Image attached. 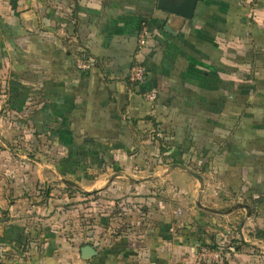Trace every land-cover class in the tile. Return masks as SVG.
I'll return each instance as SVG.
<instances>
[{"label":"crops","instance_id":"1","mask_svg":"<svg viewBox=\"0 0 264 264\" xmlns=\"http://www.w3.org/2000/svg\"><path fill=\"white\" fill-rule=\"evenodd\" d=\"M159 1L0 0V254L7 256L5 264H193L212 223L203 211L190 217L189 202L191 195L208 191L202 182L207 172L214 170L234 197L264 192V175L255 170L264 158V131H255L264 129V0H197L192 18L161 8ZM143 25L150 38L140 48ZM81 52L94 59L91 70L79 69ZM135 59L148 70L144 88L165 94L166 101L152 109L136 97L142 87L127 81ZM150 113L159 121L158 135L163 130L170 138L169 159L208 157L201 184L186 172L176 179L180 169L167 165H158L150 176L154 144L148 138L141 149L132 147L133 153L115 147L113 163L84 182L63 177L55 165L38 173V165L52 157L30 156L31 136L39 149L70 140L58 130L36 134L32 126L86 127L114 145L126 139L131 124L139 133L149 130L142 117ZM133 116L142 120L131 121ZM223 131L228 135L221 145L208 140ZM198 132L208 137L199 139ZM216 162L235 168L223 172L230 180L220 176ZM75 170L69 169L70 175ZM169 182L183 186L185 194L174 195ZM59 188L60 200H80L76 210L82 204L91 210L103 194L107 199L98 197L97 205L105 204L109 213L93 220L87 233L66 234L56 229L52 216L43 215ZM115 209L125 210L116 225L109 221ZM254 217L264 225L263 218ZM86 244L97 255L83 258ZM250 252L238 250L234 256L255 264Z\"/></svg>","mask_w":264,"mask_h":264},{"label":"rangeland","instance_id":"2","mask_svg":"<svg viewBox=\"0 0 264 264\" xmlns=\"http://www.w3.org/2000/svg\"><path fill=\"white\" fill-rule=\"evenodd\" d=\"M31 128L33 132L34 129L36 130L35 131L36 134L40 133L37 131L38 129L41 128H35L33 126ZM148 132L151 133L148 140L150 143L154 144L153 152L149 154V156L150 157L152 156V158L150 159V161H148V163H150L148 169L149 170L148 173H151L150 176L153 175L152 173H155V171H157L158 165H162V166L167 165L180 169L177 170L178 172L176 173L175 176L176 179L178 178V175L180 174L182 175L183 173L186 172L189 173L193 178L197 179L201 184L200 174H204L205 172L201 169L202 163L207 161L208 157H204L203 153H200L199 155H196L194 153L193 158L186 160L181 159L180 162H178L180 163V165L174 164V161L166 156L167 155L166 152L169 151L170 148L167 149L166 152H161L160 150L158 139L155 138L159 136L156 134L159 133V131L155 132V130L149 129ZM160 133L164 135L161 131ZM161 134L159 137H162ZM27 135L29 134H25V138L29 137ZM36 138H37L36 136H31V145L29 149L30 156L33 157V160L37 161L38 157L39 159H41V157L45 158L46 157L45 154H48L49 158L52 157V159L46 165H38L36 164V162L34 163V161H31L33 162V164L38 165V167L39 166L42 167L40 169L39 168L37 169L38 173L42 172L44 168L52 170V168L56 167L57 171L60 172V174L63 177L67 176L68 178L74 180L76 179L77 181L84 182L86 179L91 180L95 178V177L90 178V176H88L83 169L76 168L75 165H77V161L69 159L68 155L71 149L69 150L64 140L59 141V143L47 142L45 145L41 144L39 149V145H38L39 140H37ZM67 142L69 143V141ZM40 153H42V155ZM36 154H39V156ZM17 163H19V161H17ZM53 165H55V167ZM59 166L62 168V170H59ZM106 166L107 165H105V167ZM73 168L76 170L74 174L70 175L71 173L69 172V169L73 170ZM34 170L35 167L33 166V171ZM75 173L79 174L80 180L77 179L78 176ZM91 176H95V175H91ZM41 179L44 182V178ZM203 180L204 181L202 182L203 184L207 185L208 191L206 192V194L201 193V195L190 196V198L192 197L194 200H190L189 202L190 203L189 207H191L192 209L190 208L191 210L188 213L190 217H195L196 212L203 211V214H206L208 219L210 218L209 220H211L210 223L212 224L210 226L207 225L205 227L206 229L209 230V232L207 231L205 232L206 240L202 246L208 247L211 250L219 249V248L223 250L224 257L221 262L216 264H252L249 263L248 260L246 261L247 258L246 259L244 257L238 258L237 256H234V253L236 251L238 250L244 251L247 249H251L250 253L254 254L253 257L255 259L254 262L255 264H264V239H262L259 235L260 233L259 230L263 229L264 225L262 224L261 220H258L256 219V217H254V214H251V207H249V205L247 204L249 196H246L247 194L244 193V195H238L234 197L232 193L227 192V187L223 185L222 182L220 181V178L215 175L214 170L208 171L206 177H204ZM43 182L39 184L43 185L44 184ZM47 182L52 187L51 183L53 182L50 181ZM169 183L173 185L174 195L185 194V192L181 190L184 189L183 186H180L178 183L176 184L173 182H169ZM154 185H155L154 189H156L155 187L157 186L156 184ZM53 188H55V186ZM59 189L61 190L56 189L55 192L56 194L53 197V199L48 200V203L49 201L50 203L48 204V209L43 211L44 213L43 215L46 218H50L52 216L53 219H55L53 224L56 226V229L66 231V234L72 235V233L74 234L87 233V231L89 230V225H91V222H93V220L97 221V219L103 217L102 216L103 213H109L107 211L108 208L104 207L105 204L99 203L97 205V203L99 202V201L97 202V200L99 198L104 197V199H107L106 196L103 194H101L100 196L97 195L96 200H94L96 202L94 204H91L92 206H90L92 208L91 210H89L88 209L89 207L86 206L85 204H82V208L80 207L78 210H76L78 207L77 204L81 203L79 202L80 200H77V196H79V194L75 195L76 198L74 197V199H76L77 202L67 199L60 200L59 196L64 193L62 191L63 188H59ZM121 200L122 199H116L115 201H121ZM60 201L62 202V204L60 205L57 204L60 203ZM88 201L90 200H85V202ZM179 202H183V201L179 200ZM115 203L116 202H114V204ZM202 203L204 205H202ZM136 208L140 210V211L137 210L138 212H142L143 209L142 207L138 206ZM115 211L116 209L114 210V214H115L114 216L116 217V219L115 217H113L114 219L109 221H112L116 225V221L119 219V217H121L122 215L121 213H124L125 210L120 211V213L119 211H116L115 213ZM133 212H135V210ZM178 213L182 214V210H179ZM93 215H97L96 218L92 219ZM77 217L80 219L79 222L76 221L72 222V220L77 219ZM108 217H112V215L111 216L109 215ZM223 223H225L226 225H224ZM114 224H112V226H115ZM114 233L115 232H113V234ZM240 234H245V236H243L245 238V242L242 241V236ZM247 234L248 236H246ZM249 235L251 236V238L249 237ZM257 237L258 238L260 237L261 240H257L256 239ZM202 246L197 247L194 254L195 260L193 261V264L196 261V257L200 252V249L204 248Z\"/></svg>","mask_w":264,"mask_h":264},{"label":"trees","instance_id":"3","mask_svg":"<svg viewBox=\"0 0 264 264\" xmlns=\"http://www.w3.org/2000/svg\"><path fill=\"white\" fill-rule=\"evenodd\" d=\"M139 36V35H138ZM139 46V44H138ZM81 59L89 61L91 63V66L87 69H81V70H91V68H93L96 64L93 63V58L92 57H85V55L82 54L81 52ZM136 62H138L136 59L135 61L132 63V65H134ZM142 63V62H140ZM144 64V63H143ZM148 70H147V77L145 79V81L141 84H136L132 81L129 80V77L127 78V81L129 82V84L132 87H142L141 88V93L140 96H136L137 99L139 101H143L144 103H146L147 107H150L152 109V107H154V105H156V103L158 102H165V94L162 93L161 91L159 92V90H157V96L155 98V100L151 101L148 100L145 96L144 93L146 91H149L150 89L144 88V84L147 82L148 80ZM142 85V86H141ZM149 109V108H148ZM75 116V113H74ZM81 116V114H80ZM87 115H85L84 117H82L83 120L86 121ZM137 118V119H134ZM140 117L138 116H133L130 117L131 121H141L142 119L145 120L146 122L150 123V129L155 130V132H157L159 130V121L156 118L155 114L152 115L147 114L144 117H142V119H139ZM196 122V121H195ZM130 124V122L127 120V125ZM82 129H84L86 132L84 133L82 131ZM56 130L58 131H63L66 134V137L70 138L69 143L66 142L64 139V141L66 142L68 148H69V159L77 161V165L76 168L77 169H83L85 171V173L90 176V178H93L94 172H100L105 168V165L112 163L113 162V155H112V151L114 150L115 147H120V148H125L129 153H133L132 151V147H135L134 150H139L142 148V146L144 145L142 143V140H144L145 138H149L151 133H149L146 129L143 131L142 129L139 130L136 128L135 125H129V127H126V131H125V136L126 139H124L123 142H118V144H107L104 139L103 136L101 137V135H99L98 133H96V135L92 134L94 133V131H92L91 129H88L86 127H79V128H66L65 126H61L60 128H52V129H38L37 132H45V131H50L53 132L51 134H56ZM257 133H262L264 129L260 128V130H258L256 128L255 130ZM61 132L64 136L65 134ZM90 132V134H89ZM163 132V136L162 137H155L158 139L159 144H160V150L161 152H166L167 149L170 148V146L172 145L170 143V138L168 139V137L166 136L167 131H161ZM50 134V137L53 136ZM158 135V133H156ZM228 133L226 131H223L222 133H211L208 137V135L204 134V133H197V138L201 139L202 137L206 138V136L208 137V140L210 142H212V144L216 143H223L226 139L225 137H227ZM100 138V139H99ZM198 141V139H196ZM194 145V144H193ZM221 160V159H219ZM218 160V161H219ZM174 162L178 163L180 162L175 160ZM207 164V163H206ZM217 164V168L219 170V174L220 176L224 179V180H230V173L231 171H233L234 169H231V167L226 164L225 162H216ZM228 169L227 172H230L229 174H224L223 172ZM239 168H237L236 170H238ZM59 170H62V168L59 166ZM255 170L258 171L259 173L264 175V158L259 159L256 166H255ZM63 172V171H62ZM49 190V188H48ZM249 204L251 205L252 208V213L260 218L264 219V192L257 195V197H254V195H251L250 197H248ZM122 230V229H121ZM260 233V237L264 238V229L259 230ZM0 247H1V238H0ZM7 259V256L5 254H0V264H5L4 261Z\"/></svg>","mask_w":264,"mask_h":264},{"label":"built area","instance_id":"4","mask_svg":"<svg viewBox=\"0 0 264 264\" xmlns=\"http://www.w3.org/2000/svg\"><path fill=\"white\" fill-rule=\"evenodd\" d=\"M150 37V29L147 25H143L139 36H138V44L140 48H143L147 45L148 39ZM91 66V63L89 61L80 59L78 61V67L81 69H87ZM147 77V68L143 63L136 62L129 73V80L136 83V84H141L145 81ZM157 89H151L149 91H146L144 93V96L148 100H155L157 96ZM177 226L173 227L171 230L173 232H176ZM202 246V245H201ZM204 248L200 249V252L198 253L196 257V261L194 264H216L222 261L224 257V252L222 249H214L211 250L208 247L202 246Z\"/></svg>","mask_w":264,"mask_h":264},{"label":"water","instance_id":"5","mask_svg":"<svg viewBox=\"0 0 264 264\" xmlns=\"http://www.w3.org/2000/svg\"><path fill=\"white\" fill-rule=\"evenodd\" d=\"M197 4V0H175L174 2H168L166 0H160L159 5L174 14L181 15L183 17L192 18L194 15V9ZM68 184L73 183L67 181ZM75 185V184H74ZM242 240L245 242V238L242 235ZM83 258H91L97 255V250L94 246L86 244L81 248Z\"/></svg>","mask_w":264,"mask_h":264}]
</instances>
